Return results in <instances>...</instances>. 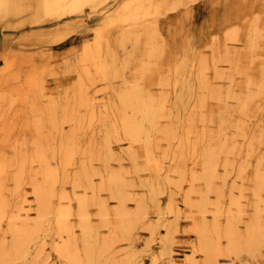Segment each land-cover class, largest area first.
I'll use <instances>...</instances> for the list:
<instances>
[{
	"label": "rangeland",
	"instance_id": "1",
	"mask_svg": "<svg viewBox=\"0 0 264 264\" xmlns=\"http://www.w3.org/2000/svg\"><path fill=\"white\" fill-rule=\"evenodd\" d=\"M0 8V264H264V0Z\"/></svg>",
	"mask_w": 264,
	"mask_h": 264
},
{
	"label": "bare ground",
	"instance_id": "2",
	"mask_svg": "<svg viewBox=\"0 0 264 264\" xmlns=\"http://www.w3.org/2000/svg\"><path fill=\"white\" fill-rule=\"evenodd\" d=\"M82 0H45L44 6L48 10H74ZM4 0H0V8L4 5Z\"/></svg>",
	"mask_w": 264,
	"mask_h": 264
}]
</instances>
